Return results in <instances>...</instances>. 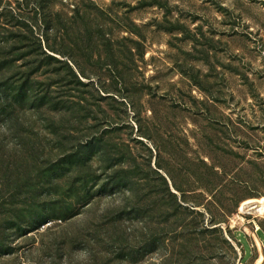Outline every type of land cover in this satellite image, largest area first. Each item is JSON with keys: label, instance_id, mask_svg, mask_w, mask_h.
Here are the masks:
<instances>
[{"label": "rangeland", "instance_id": "obj_1", "mask_svg": "<svg viewBox=\"0 0 264 264\" xmlns=\"http://www.w3.org/2000/svg\"><path fill=\"white\" fill-rule=\"evenodd\" d=\"M0 264H264V0H0Z\"/></svg>", "mask_w": 264, "mask_h": 264}, {"label": "trees", "instance_id": "obj_2", "mask_svg": "<svg viewBox=\"0 0 264 264\" xmlns=\"http://www.w3.org/2000/svg\"><path fill=\"white\" fill-rule=\"evenodd\" d=\"M2 84H5V82H3ZM3 95H4V97L2 98L3 102H8V100L9 101L13 100L16 103H23L25 102V100L26 102H30L29 98L24 95L23 85H21L19 88H15L12 90H10L9 88H5V90L2 92V96ZM41 101H43V99L37 100V101L33 100L32 103H37V102L40 103ZM80 161H81L80 156L74 155V158H71V163L75 162L76 164H79ZM116 186H119V185H112V184L108 186L104 185L99 190V193H104L106 189H109V188L113 189ZM26 204L27 202H25V205ZM237 206H238L237 204H234L233 208L230 210L229 213H232L233 210L235 211V208H237ZM39 210L40 209L38 208L30 212V210L28 209L26 213L24 212V210L16 211L13 221H11L12 226L14 227L15 231L20 232L24 236H27L31 232H34L40 229L43 224L47 223V221L52 220L55 217L53 216V214H49L46 211L43 212L42 209H41L42 212H39Z\"/></svg>", "mask_w": 264, "mask_h": 264}, {"label": "clouds", "instance_id": "obj_3", "mask_svg": "<svg viewBox=\"0 0 264 264\" xmlns=\"http://www.w3.org/2000/svg\"><path fill=\"white\" fill-rule=\"evenodd\" d=\"M12 147H13V145H12V144H9V145H8V148H9V149H11Z\"/></svg>", "mask_w": 264, "mask_h": 264}]
</instances>
